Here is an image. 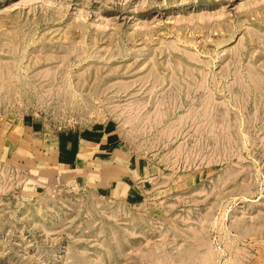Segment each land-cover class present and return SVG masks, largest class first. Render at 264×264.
<instances>
[{
  "label": "rangeland",
  "instance_id": "obj_1",
  "mask_svg": "<svg viewBox=\"0 0 264 264\" xmlns=\"http://www.w3.org/2000/svg\"><path fill=\"white\" fill-rule=\"evenodd\" d=\"M160 262L264 264V0H0V264Z\"/></svg>",
  "mask_w": 264,
  "mask_h": 264
},
{
  "label": "crops",
  "instance_id": "obj_2",
  "mask_svg": "<svg viewBox=\"0 0 264 264\" xmlns=\"http://www.w3.org/2000/svg\"><path fill=\"white\" fill-rule=\"evenodd\" d=\"M62 144H63V145H61L62 152L65 153V151H66L67 155H69V152H70V150H72L73 145L71 147V145H69L68 143H65V145H64V143H62Z\"/></svg>",
  "mask_w": 264,
  "mask_h": 264
},
{
  "label": "bare ground",
  "instance_id": "obj_3",
  "mask_svg": "<svg viewBox=\"0 0 264 264\" xmlns=\"http://www.w3.org/2000/svg\"><path fill=\"white\" fill-rule=\"evenodd\" d=\"M212 260V259H211ZM206 261V260H205ZM161 263V262H160ZM162 264V263H161ZM193 264V263H192Z\"/></svg>",
  "mask_w": 264,
  "mask_h": 264
}]
</instances>
